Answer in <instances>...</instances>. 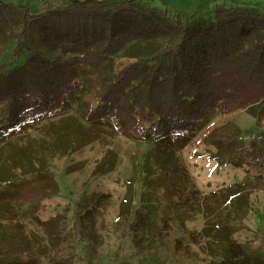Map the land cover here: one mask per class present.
Instances as JSON below:
<instances>
[{"label":"trees","instance_id":"obj_1","mask_svg":"<svg viewBox=\"0 0 264 264\" xmlns=\"http://www.w3.org/2000/svg\"><path fill=\"white\" fill-rule=\"evenodd\" d=\"M0 37L5 60L13 62L0 68L4 165L20 166L12 141L39 126L58 143V129L47 124L58 120L60 127L65 122L62 130L72 129L70 112L76 105L79 120L147 145L141 163L133 164L119 205L120 217L132 214L138 184L142 207L129 223L133 232L153 221L152 196L160 192L162 223L181 225L192 214L202 216L199 234L212 264H264L259 239L240 244L233 238L249 211L255 180L264 176L202 194L178 154L213 117L247 109L263 129L259 140L246 145L233 134L215 138L216 128L205 143L217 150L212 160L220 165L264 168V115L254 112L264 104V18L256 8L220 6L207 16L182 19L178 13L148 9L142 0H40L36 10L0 2ZM161 38L152 58L142 60L133 52ZM126 49L132 53L115 55ZM95 84L97 104L91 107L83 98ZM72 130V146L93 141L76 126ZM114 166L112 157L95 172ZM21 173L8 176L0 166V264H15L22 255L37 264L40 257L54 261L50 254L60 245L63 217L39 221L33 215L54 180L45 166ZM31 219L39 232L25 229Z\"/></svg>","mask_w":264,"mask_h":264},{"label":"rangeland","instance_id":"obj_2","mask_svg":"<svg viewBox=\"0 0 264 264\" xmlns=\"http://www.w3.org/2000/svg\"><path fill=\"white\" fill-rule=\"evenodd\" d=\"M0 2L36 10L40 0ZM142 3L148 9L166 10L170 15L178 13L182 19L187 14L207 16L220 6L256 8L264 18V0H142ZM162 40L163 38L150 44L143 42L133 52L142 60L150 59L159 48L158 44L162 45ZM3 43L0 37V68L10 67V63H13L5 60L7 51L1 50ZM13 46L14 43L9 44L7 50ZM52 53L54 56L61 55L59 50H53ZM131 53V50L126 49L115 55ZM94 83L93 80L92 86ZM92 86L83 100L94 107L97 104V86ZM74 107L70 115L77 127L76 132L87 133L92 142L72 146L74 138L70 134L75 132L72 130L75 126L62 130L65 122L60 127L61 123L53 120L47 127L52 131L58 129V143L53 141V137H46L45 129L39 126L12 141L11 150L20 154L17 155L20 159L19 167H8L10 165H4L0 161V166L8 176L19 177L24 169L34 173L39 166H45L54 180L47 196L34 206L33 215L39 221L56 215L62 216L64 224L61 242L50 254L51 259H56L55 262L47 257H40L38 264H212L203 248L204 240L199 234L203 225L202 216L192 214L181 225L162 223L160 219L164 202L160 192L152 196L155 199L150 206V210L154 212L153 221L138 233L130 229L129 223L135 221V212L141 211L142 207L138 184L132 214L127 218L120 217L119 205L133 164L141 163V156L147 145L117 134L106 126L89 125L79 120L78 108L76 105ZM254 112L264 115V104L256 106ZM216 128L219 129L214 134L213 130ZM262 131L257 118L247 109L213 117L178 153L191 183L202 194H207L246 177L254 181L255 176H264V168L233 167L216 163L212 157L217 150L205 143L204 139L210 133H213L212 137L222 139L233 134L248 145L253 140H259ZM112 157L115 159L113 170L103 174L95 172L97 165ZM258 180L259 182L255 180V188L249 193V211L238 222L233 235L234 240L240 244H250L259 239L264 246V177ZM25 229L29 232L40 230L33 219L26 222ZM15 264L37 263L22 255Z\"/></svg>","mask_w":264,"mask_h":264}]
</instances>
